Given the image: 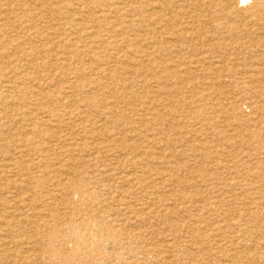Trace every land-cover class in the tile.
I'll use <instances>...</instances> for the list:
<instances>
[{"label": "rangeland", "instance_id": "1", "mask_svg": "<svg viewBox=\"0 0 264 264\" xmlns=\"http://www.w3.org/2000/svg\"><path fill=\"white\" fill-rule=\"evenodd\" d=\"M152 1L0 0V264H264V21Z\"/></svg>", "mask_w": 264, "mask_h": 264}, {"label": "bare ground", "instance_id": "2", "mask_svg": "<svg viewBox=\"0 0 264 264\" xmlns=\"http://www.w3.org/2000/svg\"><path fill=\"white\" fill-rule=\"evenodd\" d=\"M194 0H153L150 5L152 7V10H153V18H173V12H175L177 9L178 11H182L184 14H187V15H191L190 14V11H189V8H187L188 6H190L189 4H191ZM203 1V5H207L208 7H212L218 11H216V13L214 12L212 18H216L217 20H223L224 18H227V16H230V15H236V13H241L243 14L241 18H243V20L247 17H245V13H248L250 17H253V18H256L257 20V23H259L260 25H262L263 23L261 22L262 20L264 21V0H201ZM200 4V3H199ZM198 5V4H197ZM201 5V4H200ZM39 6V5H38ZM79 7V6H78ZM241 9H239V8ZM65 8V7H64ZM68 8V7H67ZM80 9V8H79ZM62 10V9H61ZM200 10V9H199ZM193 11V10H192ZM198 11V10H197ZM206 12V11H205ZM208 12V11H207ZM202 13V12H200ZM93 15V14H92ZM120 15V14H119ZM206 16H208V18H211V13H206L205 14ZM85 18V17H84ZM139 18V17H138ZM142 18V16H141ZM149 21V20H148ZM259 21V22H258ZM142 22V21H141ZM171 22V21H170ZM195 22V21H194ZM262 23V24H261ZM157 24V23H156ZM196 24V23H195ZM221 26L224 24L223 22L219 23ZM257 25V26H260V25ZM32 26V25H31ZM210 26V25H209ZM194 27V26H193ZM200 27V26H199ZM201 28V27H200ZM213 28V26H212ZM211 28V29H212ZM169 29V28H168ZM250 29V28H249ZM262 29V28H261ZM260 29V30H261ZM194 30V29H193ZM154 32V31H153ZM187 32V31H186ZM197 32L196 30L194 31V33ZM74 35V34H73ZM258 35V34H257ZM262 35V34H261ZM158 36V34H157ZM198 36V35H197ZM192 37V36H191ZM199 37V36H198ZM244 37V36H243ZM119 38V37H118ZM158 38V37H157ZM193 38V37H192ZM245 38V37H244ZM150 39V38H149ZM159 39V38H158ZM196 39V38H195ZM200 39V38H198ZM171 40V39H170ZM201 40V39H200ZM217 40V39H216ZM142 41V40H141ZM146 42V41H145ZM170 42V41H169ZM235 42V41H234ZM218 45L222 48H225V49H228L230 50L228 47H230V45L228 43H221V42H217ZM139 44V43H137ZM144 44V43H143ZM55 45V44H54ZM204 45V44H203ZM257 43H254L253 44V47L254 48H261L259 46H256ZM57 46V45H55ZM175 46V45H174ZM173 46V47H174ZM144 47V46H143ZM167 47V46H166ZM136 48H137V45H136ZM195 48V47H194ZM197 48V47H196ZM231 48V47H230ZM124 49V48H122ZM121 49V50H122ZM214 51L217 52V47H213L212 48ZM232 49V53L238 55L237 53L238 52H235V48H231ZM180 50V49H179ZM175 52V51H174ZM254 52V51H253ZM260 52V51H259ZM42 53V52H41ZM40 53V54H41ZM131 53V52H130ZM173 53V52H172ZM43 54V53H42ZM174 54V53H173ZM255 54V53H254ZM199 55V54H198ZM216 56V55H215ZM219 57V56H218ZM256 57H259V56H256ZM213 58V57H212ZM220 60V59H219ZM239 60V58H238ZM171 61V60H170ZM232 61V60H231ZM236 61V60H235ZM115 62V61H114ZM225 62V61H224ZM223 62V63H224ZM222 63V62H221ZM225 64V63H224ZM164 66V65H163ZM214 66V65H213ZM263 66V65H262ZM166 67V66H165ZM217 67V66H216ZM133 69V68H132ZM131 69V70H132ZM160 69H162L160 67ZM225 70V69H224ZM223 70V71H224ZM160 71V70H159ZM249 71V70H248ZM217 74V73H216ZM163 76V75H161ZM216 76V75H215ZM252 79H256L258 80V82H263L264 81V74H261V75H256L254 74L253 76H251ZM217 85V84H216ZM215 85V86H216ZM252 87H255V92L257 93L258 96L259 95V90L257 89V85H254L252 84L251 85ZM261 89V88H260ZM207 92V91H206ZM233 92V91H232ZM33 93V92H32ZM90 93V92H89ZM212 95V94H211ZM215 95V94H214ZM208 96V95H207ZM263 96V95H262ZM192 97V96H191ZM46 98V97H45ZM263 99H264V96H263ZM261 100V99H260ZM220 102V101H219ZM222 102V101H221ZM152 105V104H151ZM195 108V107H194ZM212 108V107H211ZM219 108L221 109L222 107L219 106ZM151 110V109H150ZM213 111V110H212ZM213 114V113H212ZM146 118V117H144ZM151 120V119H150ZM204 121V120H203ZM225 121V120H224ZM255 121V120H254ZM12 129V128H11ZM230 130V129H229ZM109 138V137H108ZM261 145L264 144V140H261ZM49 145V144H48ZM247 146V145H246ZM51 148V147H50ZM53 148V147H52ZM247 148V147H246ZM229 150V149H228ZM1 156V155H0ZM86 156V155H85ZM216 156V155H214ZM226 157V156H225ZM227 158V157H226ZM208 161V160H207ZM262 169V168H261ZM73 173V172H72ZM14 174V173H13ZM191 176V174L189 175ZM192 177V176H191ZM133 179V178H132ZM123 186V185H122ZM27 187V186H26ZM262 188V187H261ZM120 196V195H119ZM255 196V195H254ZM132 197V196H131ZM194 200V199H193ZM246 204V203H245ZM257 204V202H256ZM245 206V205H244ZM241 208H243L241 206ZM224 210V209H223ZM226 210V209H225ZM257 210V209H256ZM233 211V210H232ZM251 211V210H250ZM258 213V212H257ZM128 214V213H127ZM247 215V214H246ZM230 216V215H228ZM168 217V216H167ZM230 218V217H229ZM228 218V219H229ZM227 219V220H228ZM232 219V217H231ZM233 220V219H232ZM22 221V220H21ZM240 222V221H239ZM258 223V222H257ZM241 224V222H240ZM235 225V224H234ZM244 225V224H243ZM242 225V226H243ZM241 226V227H242ZM237 227V226H235ZM255 227V226H254ZM23 229V228H22ZM26 229V228H25ZM237 229V228H236ZM252 229V228H251ZM172 230H173V227H172ZM246 230V229H245ZM244 230V231H245ZM261 230V229H260ZM23 231V230H22ZM198 231V230H197ZM257 231V230H256ZM7 232V231H6ZM230 233V232H229ZM242 233V232H241ZM264 233V232H263ZM183 235V234H182ZM5 236V235H4ZM259 236V234H258ZM50 237V236H49ZM227 237V236H226ZM225 237V238H226ZM247 237V236H246ZM4 238V237H3ZM74 239V241H77V243H80L82 240L81 236H78L76 233L74 234V236L72 237ZM191 238V237H190ZM194 243V242H193ZM199 243V242H197ZM240 244V243H239ZM2 245V244H1ZM146 245V244H145ZM190 245V244H189ZM233 245V244H232ZM243 246V245H242ZM3 247V246H2ZM253 247V246H252ZM262 247H264L262 245ZM53 248V247H52ZM251 249V248H250ZM46 250V249H45ZM225 251V250H224ZM4 252V251H3ZM2 253V252H1ZM193 253V252H192ZM199 253V252H197ZM260 254V253H259ZM11 256V255H10ZM161 256V255H160ZM163 258V257H162ZM254 259H256L255 257H253ZM262 258V257H261ZM190 259V258H189ZM264 259V258H263ZM228 261V260H227ZM256 261V260H255ZM264 261V260H263ZM249 262V261H248ZM261 262V261H260ZM126 263V261H125ZM246 263V262H245Z\"/></svg>", "mask_w": 264, "mask_h": 264}]
</instances>
